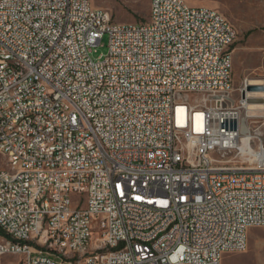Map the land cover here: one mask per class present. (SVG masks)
Instances as JSON below:
<instances>
[{
    "label": "built area",
    "instance_id": "2783aa9c",
    "mask_svg": "<svg viewBox=\"0 0 264 264\" xmlns=\"http://www.w3.org/2000/svg\"><path fill=\"white\" fill-rule=\"evenodd\" d=\"M235 38L185 0H150L144 22L92 0H0V260L221 264L245 251L264 227V144L249 138L264 83L235 86Z\"/></svg>",
    "mask_w": 264,
    "mask_h": 264
},
{
    "label": "rangeland",
    "instance_id": "374dc122",
    "mask_svg": "<svg viewBox=\"0 0 264 264\" xmlns=\"http://www.w3.org/2000/svg\"><path fill=\"white\" fill-rule=\"evenodd\" d=\"M189 5L206 6L220 13L236 30L232 44L233 80L238 86L244 77L264 80V0H185ZM92 5L106 9L114 22H144L148 19L150 0H92ZM105 34L91 53L93 59L107 52ZM251 126L264 144V117H253ZM0 167H5L1 162ZM239 164V159L230 161ZM225 165V163H224ZM2 235V233H0ZM0 264H23L18 255H4ZM221 264H264V227H251L243 252L225 254Z\"/></svg>",
    "mask_w": 264,
    "mask_h": 264
},
{
    "label": "bare ground",
    "instance_id": "6f19581e",
    "mask_svg": "<svg viewBox=\"0 0 264 264\" xmlns=\"http://www.w3.org/2000/svg\"><path fill=\"white\" fill-rule=\"evenodd\" d=\"M97 9H102V8H97ZM251 82L255 83H261V84H255V90H263V83L264 81L262 79H251ZM250 96H252L253 101L252 103V108H250L249 114H255L264 117V108H258L259 103L264 102V91H253L250 93ZM261 100V101H259ZM249 138L251 140H259V137L255 135L254 131H249ZM225 162H218V169H225Z\"/></svg>",
    "mask_w": 264,
    "mask_h": 264
},
{
    "label": "water",
    "instance_id": "95a60500",
    "mask_svg": "<svg viewBox=\"0 0 264 264\" xmlns=\"http://www.w3.org/2000/svg\"><path fill=\"white\" fill-rule=\"evenodd\" d=\"M252 80L250 79L249 81H248V84H261V83H253V82H251ZM250 88H256L255 86H251Z\"/></svg>",
    "mask_w": 264,
    "mask_h": 264
}]
</instances>
